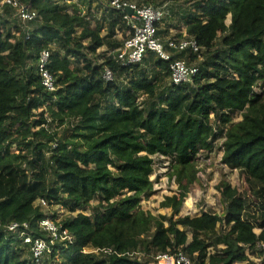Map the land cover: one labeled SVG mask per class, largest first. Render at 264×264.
Listing matches in <instances>:
<instances>
[{
  "label": "trees",
  "instance_id": "trees-1",
  "mask_svg": "<svg viewBox=\"0 0 264 264\" xmlns=\"http://www.w3.org/2000/svg\"><path fill=\"white\" fill-rule=\"evenodd\" d=\"M23 1L38 12L26 27L8 19L10 8L0 13V264H36L7 226L27 221L42 235L39 222L55 215L41 200L68 208L61 223L74 236L53 245L45 264H151L152 256L179 250L194 264H264L257 249L264 241V0H186L182 18L201 51H171L168 61L149 50L130 66L115 58L124 43L118 33L128 28L121 11L109 6L102 35V24L78 25L70 11L95 0ZM43 50L51 53L54 91L42 83ZM176 59L198 64L193 83H170ZM106 67L112 81L103 78ZM221 137L222 162L238 171L244 189L223 179V215L176 218L199 181L197 154ZM154 154L174 162L180 192L161 203L170 215L141 206L156 192Z\"/></svg>",
  "mask_w": 264,
  "mask_h": 264
},
{
  "label": "built area",
  "instance_id": "built-area-1",
  "mask_svg": "<svg viewBox=\"0 0 264 264\" xmlns=\"http://www.w3.org/2000/svg\"><path fill=\"white\" fill-rule=\"evenodd\" d=\"M110 6L124 14L123 18L128 26L126 31L122 32L123 46L115 51L116 60L123 66L141 62L149 50L156 52L162 59L169 61L172 56L171 51L191 50L193 53H198L202 49L196 38L189 36L187 31L182 33V37H170L163 41L158 31L160 24L167 16L164 6L139 5L137 2L127 0H110ZM128 6L132 8L133 14L126 11ZM6 7L10 8L8 19L12 22L17 20L19 25L23 27H26L38 17L37 10L23 0H0V13L6 15L4 11ZM13 32L15 33V31ZM11 41L14 40L11 39ZM50 61V51H41L38 57V66L42 83L48 91H54L56 80L49 69ZM198 73L199 66L197 63L190 64L185 59H176L170 63V83L172 85L193 83ZM103 78L106 81H112L114 79L113 71L106 67ZM255 90L258 91L257 87ZM39 203L47 206L44 200ZM39 228L43 232L40 236L32 232L31 223L27 221H12L7 226L10 232L15 233L22 240V244L36 264H43V259L52 252L53 245L65 240L70 242L74 240V236L69 229L63 228L62 224L51 217L42 219L39 222ZM257 249L264 252V241L257 244ZM92 252H99V249H92ZM105 252L108 251L105 250ZM247 253L249 254L248 250ZM155 258L161 264H194L190 256L182 250L174 254H158L155 255Z\"/></svg>",
  "mask_w": 264,
  "mask_h": 264
},
{
  "label": "rangeland",
  "instance_id": "rangeland-1",
  "mask_svg": "<svg viewBox=\"0 0 264 264\" xmlns=\"http://www.w3.org/2000/svg\"><path fill=\"white\" fill-rule=\"evenodd\" d=\"M109 1L110 0H103L102 2L100 0H95L91 9H89L88 4L79 2V8L81 9V12L74 13L72 9L70 11L76 24L78 25L90 26L93 29H97L98 25L102 24L104 28L101 30V34L104 35L106 33L105 18L108 17V14L110 13ZM127 1L138 2V0ZM150 4L155 6H164L165 10L167 11L165 20L160 24V29L168 30V33L162 36L163 40L176 36L178 33H184L187 30L186 25L184 24L185 22L182 18V11L185 7L190 6L191 2L186 3V0H155ZM230 22L231 19L229 17L227 23L229 24ZM122 36V32L119 31L118 37L122 38ZM103 49L105 48H100L97 51L100 52ZM204 59L205 57L202 56L199 61H203ZM257 90L260 91L258 87ZM241 119V113L235 115V121H239ZM58 130L63 132L64 127H60ZM223 141L224 139L222 137L217 139L214 142L215 145L213 150L200 149L195 159V164L198 169L197 175L199 177V181L191 186L189 196L187 197L180 214L176 216V218L195 217L201 215L202 212L206 210L214 211L220 215H223L226 205L222 199L221 192L217 188L218 184L223 179L229 180L232 186L237 187L239 191L244 189V184L239 177L238 171L236 169H232L222 162ZM14 151L16 152V147H14ZM152 156L155 160V170L151 178L154 180V188L156 192L149 198L144 199L141 202V206L144 210L149 211L154 215H170L172 213V209L162 207L161 203L166 199L167 196L173 197L174 195H178L180 192L176 178H171L170 176L174 162L169 157L159 154H154ZM96 204L97 201L95 200L93 202V206ZM43 207L46 214L55 215V218H52L60 224H62L61 221L63 219L71 215V213L68 211V208L58 204ZM84 211L90 213L92 208L86 207ZM179 227L184 228L182 225H179ZM187 230L189 233V238L191 239L192 232L189 229ZM255 231L259 236H262L263 229H256ZM22 246L24 247V245ZM85 250L86 252H92L91 248H86ZM211 250H213V248H211ZM24 257L30 258V253H24ZM251 258L256 259L259 262L262 261V258L256 257L253 254H251ZM143 259L144 257L139 255V260L144 261ZM151 261V264H161L160 262H156L155 256L151 257ZM42 263H46L44 262V259ZM49 264H61L60 258L55 259L54 262H49ZM235 264H244V262H236Z\"/></svg>",
  "mask_w": 264,
  "mask_h": 264
},
{
  "label": "water",
  "instance_id": "water-1",
  "mask_svg": "<svg viewBox=\"0 0 264 264\" xmlns=\"http://www.w3.org/2000/svg\"><path fill=\"white\" fill-rule=\"evenodd\" d=\"M126 11H127L129 14H133V10H132V8H131L130 6H128V7L126 8Z\"/></svg>",
  "mask_w": 264,
  "mask_h": 264
},
{
  "label": "clouds",
  "instance_id": "clouds-1",
  "mask_svg": "<svg viewBox=\"0 0 264 264\" xmlns=\"http://www.w3.org/2000/svg\"><path fill=\"white\" fill-rule=\"evenodd\" d=\"M187 31V30H186Z\"/></svg>",
  "mask_w": 264,
  "mask_h": 264
}]
</instances>
